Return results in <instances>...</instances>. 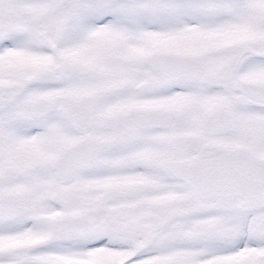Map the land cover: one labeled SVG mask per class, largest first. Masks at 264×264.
<instances>
[{
  "label": "snow or ice",
  "instance_id": "1",
  "mask_svg": "<svg viewBox=\"0 0 264 264\" xmlns=\"http://www.w3.org/2000/svg\"><path fill=\"white\" fill-rule=\"evenodd\" d=\"M0 264H264V0H0Z\"/></svg>",
  "mask_w": 264,
  "mask_h": 264
}]
</instances>
